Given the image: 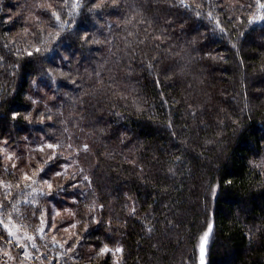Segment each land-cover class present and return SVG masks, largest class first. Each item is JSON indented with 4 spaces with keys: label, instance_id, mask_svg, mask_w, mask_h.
<instances>
[{
    "label": "trees",
    "instance_id": "trees-1",
    "mask_svg": "<svg viewBox=\"0 0 264 264\" xmlns=\"http://www.w3.org/2000/svg\"><path fill=\"white\" fill-rule=\"evenodd\" d=\"M75 4L0 0V146L21 165L0 152L3 213L53 145L84 181L70 206L85 246L68 264H109L104 248L118 264H197L210 224L206 264H264V9ZM15 208L38 224V208Z\"/></svg>",
    "mask_w": 264,
    "mask_h": 264
},
{
    "label": "rangeland",
    "instance_id": "rangeland-1",
    "mask_svg": "<svg viewBox=\"0 0 264 264\" xmlns=\"http://www.w3.org/2000/svg\"><path fill=\"white\" fill-rule=\"evenodd\" d=\"M53 69V73L58 77L60 70L56 69V67ZM27 118L36 122L38 120V113L34 116L28 115ZM54 150L55 148L53 147H44L42 152H44L43 157L45 158L46 165L40 163L38 171H33V175L29 176L31 179L24 183L28 184L24 197L18 198L16 203L11 204V212L5 214L2 211V207H0V220L6 223L10 221L9 227L16 232V238L19 239L21 244L26 245V248H22L17 247L15 241L13 243H7V240L13 238L7 236L3 225L0 224V236L6 238L0 239L4 246L3 252L0 251V264H55L52 259L61 264H68L70 260L81 259L80 250L83 245L85 246L83 242L84 238L82 237L84 232H82L83 234L78 232V227L81 224L71 218L72 212L70 204L76 202L75 197L81 196L84 189L83 191H79L77 187L81 189L84 181L78 177L76 178L74 175L76 171L73 165L69 164V160L66 157L61 156L58 162H54L56 152ZM0 152L3 155L5 164L12 166V168L18 167V172L21 171L19 168L21 165L17 166L10 158L13 155L12 152H9V157L4 153V149L1 146ZM28 170L32 171L33 169L28 168ZM29 173L24 171L22 178L24 179V175H28ZM57 173H61L62 175H57ZM45 179L51 183V189H49L47 183L43 182ZM32 181H35V183H32ZM9 189L10 187L2 191L7 195L10 193H8ZM40 191L43 192V195L39 194ZM21 204H30L33 209L38 208L40 210L38 224L36 226L30 227L18 221L17 215L14 214V209H16L15 207L17 205ZM42 220L44 221L43 225L41 223ZM210 226L212 229L211 224ZM209 227L205 233H208ZM41 228H43V232L40 231ZM85 228V225L82 226L83 231ZM205 233L199 240L197 264H201V243ZM211 233L212 231L208 233V239L205 243L204 264H206V254ZM25 235L35 238V248L32 247V242L23 239ZM89 249L92 251L93 247L91 246ZM25 251L30 254L31 259H25L23 257L22 253ZM5 252L8 254L5 255ZM119 254L120 252L116 250H109L106 253H102V250H99L94 253L97 258H105L107 256L109 258V264H118Z\"/></svg>",
    "mask_w": 264,
    "mask_h": 264
},
{
    "label": "snow or ice",
    "instance_id": "snow-or-ice-1",
    "mask_svg": "<svg viewBox=\"0 0 264 264\" xmlns=\"http://www.w3.org/2000/svg\"><path fill=\"white\" fill-rule=\"evenodd\" d=\"M78 3H79V0H76V4L73 5V6H77ZM256 3H257V5H258V7H259L260 9H264V0H256ZM53 15L56 17V19H57L58 21L60 20V16H59L57 13L54 12ZM261 19L264 20V16H262ZM37 51H39V49H37ZM28 55H32V53L29 52ZM13 119H15V114L13 115ZM48 147H49V148H52V147H54V146H53V145H48ZM85 150H87V146H85ZM57 175H62V174H61V173H57ZM24 179H25V180H30L31 178H30L27 174H25V175H24ZM84 179L87 180V177L85 176ZM43 182H44V183H47L49 189H51V187H52L51 183H49L46 179H45ZM32 183H35V181H32ZM39 194L43 195V192L40 191ZM0 207H3V205H0ZM9 223H10V221L6 223L5 221L0 220V224L3 225L5 231L7 232V236L13 238V239H11V240H7V243H13V241H15L17 247L26 248V245L21 244V243L19 242V239L16 238V232L13 231L12 228L9 227ZM41 223H42V225H43V224H44V221L42 220ZM40 231L43 232V228H41ZM211 231H212V229H211V226H210L209 229H208V233H210ZM208 233H205L204 237L202 238V243H201V264H204L205 243L207 242V239H208ZM0 239H6V238H5L4 236H0ZM23 239H26V240L32 242V247H33V248L36 247V245H35V243H34V240H35L34 237L25 235V236L23 237ZM108 251H109V249L104 248V249L102 250V253H106V252H108ZM116 251H117V252H120L121 249H117ZM7 254H8V253L5 252V255H7ZM22 255H23V257H24L25 259H31V256H30V254H29L27 251H25L24 253H22Z\"/></svg>",
    "mask_w": 264,
    "mask_h": 264
}]
</instances>
